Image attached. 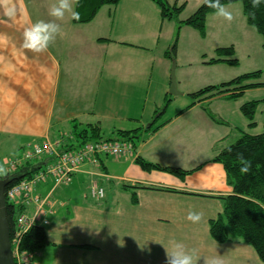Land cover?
Segmentation results:
<instances>
[{
	"label": "crops",
	"instance_id": "1",
	"mask_svg": "<svg viewBox=\"0 0 264 264\" xmlns=\"http://www.w3.org/2000/svg\"><path fill=\"white\" fill-rule=\"evenodd\" d=\"M56 3L57 0H0V167L7 171L9 162L21 158L24 150L48 139L67 140L72 134L73 121L92 124L85 122L90 121L84 117L87 111L75 104L76 98L71 91L75 81L88 82L91 76L93 86L102 82L101 69L87 70L77 61V51L82 46L80 40L87 42L85 40L90 38L88 27L91 24L75 25L70 13L64 20L49 18V11ZM70 3L74 6L75 0ZM8 7L15 9L14 16L5 14ZM33 14L46 22L54 19L52 21L62 29L59 34L64 36L60 41L54 40L42 53L20 47L25 28L35 22ZM144 24V21L140 23ZM94 34L100 38L99 32ZM148 34L157 37L156 31ZM105 37L113 42L102 44L94 38V50L85 48L84 54L91 56L89 60L102 59L117 50L123 52L120 46L125 43V37L122 40L111 38V34ZM139 49L147 52L142 46ZM62 56L64 60H71L69 65L75 63L73 70L63 69ZM134 56L138 60L135 53ZM167 62L170 67V61ZM114 67L118 69L119 65ZM111 74L116 76V70L112 69ZM66 88L67 96L62 93ZM115 90L117 93V87ZM125 106L128 110L133 107L132 103L122 108ZM151 119L153 117L132 129H140L134 158L102 156L97 162H86L69 185L54 187L49 181L37 189L36 194L45 202L39 218L48 222L45 228L52 245L36 255L35 264H59L64 248L68 257L61 264H167L165 249L171 251L176 241L194 254L196 264H204L199 260L201 253H195V247L199 249V246L203 254L208 250L218 255L227 254L238 248L237 255L248 252L253 256V248L244 241L235 239L231 243L218 244L210 234V220L224 211L223 203L216 197L228 196L233 189L227 184L224 167L209 163L218 154L203 161L199 147L194 145L199 144V140L202 144L206 132L213 133L215 144L224 140L229 137V125L215 123L198 105L170 118L157 130L153 124L146 128L154 121ZM179 120H184L183 125L168 132ZM165 132L172 136L171 139L175 132L179 133L181 141L157 143L156 138ZM190 136L194 140L189 143ZM167 156L180 164L166 160ZM138 157L184 170L202 168L182 180L164 172L144 171L136 161ZM102 180L115 183L106 184ZM94 186L104 188L103 200L91 197L90 190ZM211 202H216V206L208 207ZM35 210L36 207L31 206L28 213L34 214ZM190 210L202 213L199 223L193 224L186 219ZM76 258L82 261L77 262ZM235 261H238L237 256L224 264Z\"/></svg>",
	"mask_w": 264,
	"mask_h": 264
},
{
	"label": "rangeland",
	"instance_id": "2",
	"mask_svg": "<svg viewBox=\"0 0 264 264\" xmlns=\"http://www.w3.org/2000/svg\"><path fill=\"white\" fill-rule=\"evenodd\" d=\"M164 1L171 6L183 7L177 18L163 19L161 8L151 0H123L117 9L109 8L110 6L102 8L94 22L88 27L91 31V35H88L90 38L87 40L83 38L87 42L80 40L82 46L77 51V61L85 69H101L99 72L102 73V82L98 86H93L91 76L88 82L75 81L71 91L76 98L75 104L87 111L84 117L85 120L90 118V121L85 122L99 123L100 127L102 125V136L105 140L120 138L117 130L135 129L152 117L156 119L155 127H158L170 118H175L183 110H190L196 103L206 113L210 112L220 124H228L230 128L229 137L224 138V140L227 139L226 141L222 140L215 144L212 141L213 133L206 132L202 144L199 140V144L194 145L199 147L202 158H204L203 161H207L215 154H219L218 150L235 144L243 133L259 135L264 132V39L253 27L248 25L241 3L225 6L233 14L231 21L224 20L215 14L209 15L206 36L202 37L200 32L181 24V22L191 17L206 0ZM74 7L72 6L73 9ZM68 15L69 13L66 12L61 20L68 18ZM33 17L35 22L39 20L37 15L33 14ZM49 18L54 17L50 16ZM52 20L54 19L47 21ZM143 21L145 24L141 26L140 23ZM95 31L99 32V36L102 37L111 34V38L115 40H122L125 37V43L120 46L123 47V52L117 50L116 53H109L102 59L89 60L91 56H86L84 50L85 48L94 50L95 39L99 38L94 34ZM154 31H156L157 37L152 38L148 32ZM58 35L55 40L60 41L64 36ZM175 44L177 47L176 57L172 61L176 62L178 94L170 95L171 97L168 99L171 102L167 103L166 96L170 91L168 85L171 79L172 61L167 60L171 63L169 67L163 55ZM115 46L116 44L113 43L112 47ZM141 46L146 48L147 52H142L139 49ZM231 46L235 49L234 58L238 60V65L212 64V59L218 58L216 53L218 49ZM131 52L139 57L138 60ZM153 57L155 58L153 59ZM64 58L62 56L63 69L66 67V70H73L75 63L72 62L69 65L71 60H64ZM149 58L152 59L149 61ZM114 65H119V68L116 69ZM112 69L116 70V76H112ZM132 69H134V73H132ZM168 71H170L169 76L164 80ZM259 71H262V75L249 82L256 87L246 90L237 99L216 97L208 101L209 99H195L189 96L206 87L218 86L245 74ZM137 77L138 81H136ZM166 89L167 91H165ZM68 92L67 88L62 91L66 96ZM250 101H260L254 120L258 127H250L251 122L241 111V107ZM110 103L114 104V107L111 108ZM127 103H132V109L128 110L127 106L122 108V105H127ZM156 111L157 113H155ZM143 116L144 119H142ZM183 121L179 120L168 132L174 127H181ZM150 125L151 123L146 128ZM168 132L160 134L156 138V142L178 141L179 143L181 141L179 133L175 132L171 139L172 136ZM193 140L191 136L188 138L189 143ZM135 141L138 143V140L135 139ZM47 142L49 141L46 140ZM166 160H172L173 164L177 162L180 164L177 159H171L170 156H167ZM166 162L173 166L170 161ZM175 168H179V166H175ZM8 172L7 168L0 167L1 176H6ZM102 181L106 184L115 183L107 180ZM214 205L216 206V202H211L208 207L212 208ZM239 241L242 240L239 239ZM252 251L253 256L248 252L245 255H237L238 248H234V252L227 254L218 255L215 251L210 250L203 254L200 246L199 249L195 247V253H201L199 260L204 264H211L213 260L218 264H224L226 261L230 263L236 259V256L238 261L233 264H264L253 249ZM67 257L68 254L64 248L59 264L65 263ZM76 261H82V259L76 258Z\"/></svg>",
	"mask_w": 264,
	"mask_h": 264
},
{
	"label": "trees",
	"instance_id": "3",
	"mask_svg": "<svg viewBox=\"0 0 264 264\" xmlns=\"http://www.w3.org/2000/svg\"><path fill=\"white\" fill-rule=\"evenodd\" d=\"M123 0H75L74 10L79 13L78 19H73L75 25H90L94 22L98 13L102 8L117 9ZM161 8V16L163 19L173 20L177 18L182 8L175 5L171 6L164 0H151ZM224 6L241 3L243 6V14L248 25L253 27L259 35L264 39V4L258 8H254L251 0H221ZM214 14V10L207 6L206 1L198 8V10L181 24L194 28L200 32L202 37L206 36V24L209 15ZM98 43H109L112 40L100 36ZM176 44L168 51H165L164 58L172 61L176 57ZM218 58L212 59V64H229L230 66L238 65V60L234 58L235 49L233 46L220 48L216 51ZM211 64V63H210ZM262 75V71L248 73L237 77L232 81L223 83L218 86H209L201 89L189 96L195 99H213L225 95L230 99L241 97L248 89L256 87L249 82ZM247 84V85H245ZM171 97L166 96V100ZM171 102L170 99L167 103ZM260 101H250L241 107L244 116L251 122V127H255L254 122L256 112ZM193 105H196L194 103ZM189 109V108H188ZM187 109V110H188ZM183 110L181 113L185 112ZM157 113V111L155 112ZM180 113V114H181ZM211 119L220 124L217 119L207 112ZM155 126L156 119L153 118ZM169 121V120H168ZM168 121L155 127L157 130L164 126ZM74 127L71 130L70 137L67 140L51 139L53 143H59L60 151L70 152L79 149L81 146L89 142L103 139L102 128L97 124H81L73 121ZM117 133L120 139L130 141L136 148L139 138L140 129L136 130H119ZM82 148V147H81ZM241 156L244 160L250 162L249 171L241 172L242 165ZM23 159V156H21ZM54 158L44 156L41 161L23 162L21 166L11 173H8L2 179H10L6 189L9 190L18 185L22 180L30 178L41 167L50 163ZM17 160V159H14ZM14 160L10 161L13 162ZM137 163L144 171H159L174 175L184 180L188 175L202 168L199 166L195 170H184L181 168L162 166L160 164L150 163L141 157L136 159ZM41 162V163H40ZM26 163V164H25ZM209 163L221 164L224 167L227 176V184L233 189V193L228 196L216 197L223 203L224 211L217 218L210 220V234L218 244L231 243L235 239H241L244 243L251 246L260 260L264 262V132L259 135L243 133L235 144L226 147L218 155H216ZM8 222L12 239L18 231V218L22 214L27 213L28 206H16L14 203H8ZM47 224H36L27 233L20 237L19 251L21 253L32 254L33 263L35 264L36 255L52 244L48 238Z\"/></svg>",
	"mask_w": 264,
	"mask_h": 264
},
{
	"label": "built area",
	"instance_id": "4",
	"mask_svg": "<svg viewBox=\"0 0 264 264\" xmlns=\"http://www.w3.org/2000/svg\"><path fill=\"white\" fill-rule=\"evenodd\" d=\"M85 150L78 152H62L60 151L59 143L51 141L45 142L42 145L34 146L28 149L23 159H17L11 162V169L18 167L22 161H31L44 156L55 158V162L45 169L36 173L28 180L20 182L18 185L7 190L6 196L9 203L18 204L20 201L24 205L37 204L40 200L34 196V188L41 182L46 181L49 177L55 179L56 184L68 183L71 181L72 174L76 173L82 163L92 156L98 154H111L115 156L123 155L131 151V146L124 143H96L85 146ZM92 195L95 198H102L104 192L102 189L94 188ZM37 221V216L30 217L27 214H22L18 218V225L12 244L14 246V257L16 264H32V254L21 253L19 251L20 237L27 233Z\"/></svg>",
	"mask_w": 264,
	"mask_h": 264
},
{
	"label": "clouds",
	"instance_id": "5",
	"mask_svg": "<svg viewBox=\"0 0 264 264\" xmlns=\"http://www.w3.org/2000/svg\"><path fill=\"white\" fill-rule=\"evenodd\" d=\"M207 6L214 10V14L222 17L224 20L231 21L233 14L222 3L221 0H206ZM254 8H258L264 4V0H251ZM70 13L73 19L79 18V13L76 12L70 3V0H57V3L50 9L49 15L58 20L63 19L65 14ZM5 14L9 17L15 15V9L8 7ZM61 27L53 21L37 20L30 27L25 28L23 32V42L20 45L22 49L28 50L32 53H42L46 51L50 44L56 39L60 33ZM242 165L241 172L246 173L249 171L250 162L244 160L241 156ZM186 219L193 224H197L202 220V213L190 210ZM166 251L167 264H196L194 254L185 248L182 242L176 241L172 244V250ZM211 264H218L213 260Z\"/></svg>",
	"mask_w": 264,
	"mask_h": 264
},
{
	"label": "water",
	"instance_id": "6",
	"mask_svg": "<svg viewBox=\"0 0 264 264\" xmlns=\"http://www.w3.org/2000/svg\"><path fill=\"white\" fill-rule=\"evenodd\" d=\"M177 79H176V62L173 61L171 68V87L169 94L177 95ZM10 179L0 178V264H15L12 237L8 222V206L6 199V189Z\"/></svg>",
	"mask_w": 264,
	"mask_h": 264
},
{
	"label": "bare ground",
	"instance_id": "7",
	"mask_svg": "<svg viewBox=\"0 0 264 264\" xmlns=\"http://www.w3.org/2000/svg\"><path fill=\"white\" fill-rule=\"evenodd\" d=\"M86 148L85 147H82L81 150L84 151Z\"/></svg>",
	"mask_w": 264,
	"mask_h": 264
}]
</instances>
